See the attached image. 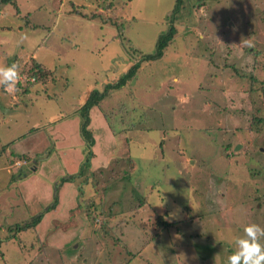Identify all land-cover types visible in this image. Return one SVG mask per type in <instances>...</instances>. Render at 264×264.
<instances>
[{"label": "rangeland", "instance_id": "374dc122", "mask_svg": "<svg viewBox=\"0 0 264 264\" xmlns=\"http://www.w3.org/2000/svg\"><path fill=\"white\" fill-rule=\"evenodd\" d=\"M8 1L0 67L21 78L0 87V264H228L243 227L264 228V0H183L173 23L176 0ZM107 87L89 157L78 110ZM45 183L59 205L15 234L52 201Z\"/></svg>", "mask_w": 264, "mask_h": 264}, {"label": "trees", "instance_id": "16d2710c", "mask_svg": "<svg viewBox=\"0 0 264 264\" xmlns=\"http://www.w3.org/2000/svg\"><path fill=\"white\" fill-rule=\"evenodd\" d=\"M113 1L115 0H95V6L100 7L102 3L107 2V4L109 6L112 7ZM118 1V0H117ZM183 0H176L175 4L173 6V10H172V15L169 19V21L171 23H173L176 20V15H177V11L179 10V6L183 3ZM8 4L9 1L8 0H2L0 1V4ZM198 7V6H197ZM176 32V29L171 26L170 29L168 30V32H166L165 34L159 35L156 39V43H155V51L152 54L149 55H144L143 59L145 62H149L151 60H157L162 58L163 53L165 51V49L169 46V44L171 43V41L173 40V36ZM137 64H135V66H132V68L127 71L126 74H124L123 76H120V79L118 81V83L112 87V90H116L118 88H122L125 86L126 82H128L129 80H131L134 75L135 72L137 71ZM35 77V75H34ZM252 77V75H251ZM20 87V84L17 82L15 85V88L18 89ZM261 90H262V94L264 96V82L261 83ZM109 90V87H107L105 89L104 92L102 93H96L93 92L92 94L90 93L88 99L83 103V105L79 108L78 110V115H79V127H80V136L82 137V139L85 142V148H86V154H88L89 157L93 156V153L91 152V148L95 145V141L94 138L92 137L91 132L87 129L91 119H90V111L92 108L94 107H99L101 101L103 99H105V97L108 95L107 91ZM28 92L27 89H25L24 94H26ZM250 129L256 133L259 134H264V117L260 118L258 116H254L252 121H251V125H250ZM227 148H229V146H226V150ZM88 157L85 159L87 160ZM90 159V158H89ZM83 166H81V171L79 174L82 175V173L86 174L87 170H88V161L83 162L82 164ZM132 171V170H131ZM69 179L71 178H62L60 180V184L63 183H67V182H71ZM23 180V179H22ZM53 197H52V201L50 202V204H48L46 207H44L42 209V211L40 213H38L36 216L32 217L31 219L28 220V222L21 224H18L15 227V234L16 233H27L29 232V230H33L35 229V227L41 222V220L43 219V217L47 214L50 213L51 211H53L57 205H58V198H57V192H58V188L57 186H54L53 189ZM158 216V215H157ZM164 216V218H167V214L162 215ZM157 224H159L158 226L160 228H163L162 232H164L167 235V230L171 227H173V223L175 222H167L165 219L161 220V218H157ZM13 239L15 238V236L12 237ZM161 254H166L163 251V248L161 247Z\"/></svg>", "mask_w": 264, "mask_h": 264}, {"label": "clouds", "instance_id": "9594fccd", "mask_svg": "<svg viewBox=\"0 0 264 264\" xmlns=\"http://www.w3.org/2000/svg\"><path fill=\"white\" fill-rule=\"evenodd\" d=\"M22 39H27L26 36ZM248 47L252 43L247 42ZM21 78V67L17 63L0 67V87L5 90L15 88ZM35 78V77H34ZM243 236L235 239V251L228 257V264H264V228L252 223L242 229Z\"/></svg>", "mask_w": 264, "mask_h": 264}, {"label": "crops", "instance_id": "0c3cea01", "mask_svg": "<svg viewBox=\"0 0 264 264\" xmlns=\"http://www.w3.org/2000/svg\"><path fill=\"white\" fill-rule=\"evenodd\" d=\"M85 99V97L81 100V102L83 101ZM65 139H67V138H65ZM57 149H59V148H57ZM66 150H68V154H70V153H75V150L74 151H71V150H73V147L71 148V147H69L68 149H66ZM59 154V153H58ZM63 158H65V156H63ZM44 164H45V162H44ZM32 175H35L34 173H32ZM31 176V175H30ZM30 176H28V177H24L23 178V180H21L20 182H23V183H27V187H28V189L30 188V187H32L31 185H29L28 184V180L30 181L29 183H31V182H36L37 183V181H38V179L36 178V177H34V178H36L37 180H34L32 177L30 178ZM53 182V181H52ZM64 184V183H63ZM63 184H60V186H58V187H61V186H63ZM65 186V185H64ZM63 186V187H64ZM63 187H62V189L60 190V192L63 190ZM51 189H53V187L52 188H50V184L49 183H45V186H44V190H45V192H44V194L45 195H50L51 194V196H52V190ZM59 205V204H58ZM57 205V206H58ZM57 208V207H56ZM55 208V209H56ZM52 214V213H51ZM42 221V220H41Z\"/></svg>", "mask_w": 264, "mask_h": 264}, {"label": "water", "instance_id": "95a60500", "mask_svg": "<svg viewBox=\"0 0 264 264\" xmlns=\"http://www.w3.org/2000/svg\"><path fill=\"white\" fill-rule=\"evenodd\" d=\"M236 150H238V148L236 147Z\"/></svg>", "mask_w": 264, "mask_h": 264}, {"label": "built area", "instance_id": "2783aa9c", "mask_svg": "<svg viewBox=\"0 0 264 264\" xmlns=\"http://www.w3.org/2000/svg\"><path fill=\"white\" fill-rule=\"evenodd\" d=\"M33 81H34V77H33Z\"/></svg>", "mask_w": 264, "mask_h": 264}]
</instances>
